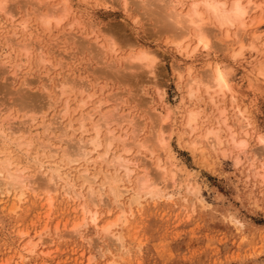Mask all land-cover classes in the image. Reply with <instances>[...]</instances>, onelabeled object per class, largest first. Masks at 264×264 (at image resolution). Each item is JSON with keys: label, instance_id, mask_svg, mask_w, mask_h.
<instances>
[{"label": "rangeland", "instance_id": "1", "mask_svg": "<svg viewBox=\"0 0 264 264\" xmlns=\"http://www.w3.org/2000/svg\"><path fill=\"white\" fill-rule=\"evenodd\" d=\"M142 1L108 0L104 4L96 0H0V7L5 3L0 8V127L6 132H0V159L17 157L12 162L25 167L24 174L37 178L38 183L47 181L48 174H42L47 168L62 165L60 174L69 172L76 179L75 190L82 193L68 197L62 192L64 182L59 180L58 189L51 194L50 208L44 197L31 194L37 201L30 195L25 203L20 202L15 212L11 210L15 207L13 197H3L0 200V264H264V176H257L252 167L249 169L253 153L259 161L264 158V148L258 140L259 136L264 139V83L257 84L259 77L253 72L255 62L247 63L249 55H256L247 46L254 30L239 31L230 27V36L226 38L223 28L208 21L204 33L209 41V55H204L205 51L200 48L186 58L175 50L171 42L173 32L162 29ZM50 13L62 14V19L58 23L50 20L47 26L41 17ZM91 25L97 28L92 29ZM258 26L256 31L264 33V21ZM136 42L153 50V72L124 58L135 52ZM105 45L113 47L109 50ZM240 45H243V54L235 60L232 54ZM211 63L231 66L233 91L213 87L207 93L201 86L196 96H190L184 70L192 67L191 76L202 77ZM93 107H98L97 112L94 110L96 114L88 120ZM102 111L111 112L109 116L113 114L106 122L114 130L115 138L124 133L127 142L134 135L138 144L145 143L137 147L136 143L129 142L130 152L125 154L129 159H133V153L149 156L151 151L155 152L161 166L166 168L167 178L170 172L175 173L179 186L166 189L173 193L172 197L147 196L141 205L131 206L125 224L112 230L113 234L120 230L121 242H116L110 233L107 236L104 233L103 237L99 230L101 224L114 219L121 209L114 205L107 187L98 188L101 179L104 180L102 177L113 171L108 162L94 159L103 148L85 158L94 159V162L85 160L87 164L82 159L71 164L60 159L64 148L73 140L93 134L81 133L80 126L84 122L91 129L92 121L99 122ZM168 112L169 119L165 120ZM190 112L196 116L193 127L187 126ZM122 114L126 115L124 122L121 118L118 120ZM83 115L81 118L87 117L88 121L82 122ZM106 126L102 128L104 134ZM210 127L220 140L218 145H210L204 139ZM131 131L135 134L125 133ZM230 134L238 143L244 140L247 143L243 147L232 144ZM160 139L165 141L161 144ZM18 141L21 146L17 145ZM116 142L114 154L121 152L123 145ZM45 143L49 147H44ZM146 165L154 168L153 163ZM137 168L129 175L130 182L123 183L129 188H137L141 175ZM95 173L98 176L94 187L102 193L101 198L96 194V199L103 202L93 206L98 212L97 221H87L79 232L73 230V233V225L83 221L81 204L88 201L85 199L88 184H82V179ZM187 180L191 181L189 186L197 187V194L195 189L189 191L186 187ZM168 181L169 178L159 176L156 179L159 188H164ZM129 195L123 196L124 204ZM126 207L123 205L128 210ZM55 226L56 233L52 232ZM41 227H47L49 232ZM37 230L42 234L48 232V236L55 233L56 242L26 253L22 247L30 238L36 240Z\"/></svg>", "mask_w": 264, "mask_h": 264}, {"label": "bare ground", "instance_id": "2", "mask_svg": "<svg viewBox=\"0 0 264 264\" xmlns=\"http://www.w3.org/2000/svg\"><path fill=\"white\" fill-rule=\"evenodd\" d=\"M6 1L7 0H5V1L3 0V2H6ZM96 1L99 2V3L100 2H103L104 4L108 3V0H96ZM123 1L124 0H122V2ZM139 1H141V0H139ZM143 1H145L144 4L146 5V7H144V8H147L148 11H149V13L152 14L154 16V18H156V20L160 23V27L162 29L167 30V32L169 30L173 32V34L175 35V37H174V35L172 34V37H171L172 38L171 39V42H173L174 43V46H175V47L174 46L173 47L176 48L175 50H177V52H180L186 58L192 57L193 54L196 51H198L200 48L202 49L201 51H205L206 54H204V55H207L209 53V51H208V49H209V47H208L209 46V41L206 38V35L207 34L204 33L205 31L207 32L206 26H207L208 21H209V23L211 22V23L215 24L216 27L223 28L225 30L224 34H226V36H225L226 38H229V36H230L229 33H228L230 27L237 28V29H239V31H241V30L244 31V30H247V29L252 28L254 31H252V33H250L251 34L250 35V38L251 39H249V40H251V41H249V45H247V46L250 48V51L255 52L256 55H249L250 58L248 59L249 61L247 63L250 64V63H253V61L255 62V71H253V72L256 74L257 77H259L258 78L259 80L257 81V84L259 82H263L264 83V53L260 54L261 50L264 49V33H263V31H262V33H259V32L256 31L260 27L258 25L262 21H264L263 20L264 19L263 18L264 17V0H261L260 2H256L254 0H188V1L184 0V2H183V0H147V1L146 0H143ZM125 2H124V4H126ZM133 2H136V1H133ZM34 3H36V2H34ZM4 5H5V3H4ZM4 5L2 4L0 8H3ZM32 5H34V4H32ZM139 5H141V4H139ZM36 6L37 5H35V7ZM52 9H54V8H52ZM33 10H35V9H33ZM257 10L260 11V12L258 11L260 13V15L258 17H257V13L258 12L256 13ZM254 16H256V17H254ZM12 18H14V17H12ZM53 19L58 23V21L62 19V14L59 15V16H55V15L53 16V13L52 14L50 13V14H48V16L43 15L41 17V20L47 26L50 23V20H53ZM94 26H96V25H94ZM257 26H258V28H257ZM95 28H97V27H93L92 29H95ZM218 30H220V29H218ZM91 31H93V30H91ZM248 32H250V31H248ZM129 41H131V39ZM184 41H185V43H184L185 46L182 44ZM97 44H100V43H97ZM137 44H138L137 42L134 43V46H136L135 52L133 51L131 54H129V56L124 57V58H128L130 62H131V60L134 61L135 63L138 62V64L143 65V66L149 68V72H153V68L155 66V57L153 55V50L145 49V48H143V47H141V46H139ZM111 46L112 45H110V47ZM104 47H107L106 49L109 48L107 45H105ZM104 47L102 46V48H104ZM112 47H111V49H112ZM111 49L109 48V50H111ZM103 50H105V48ZM242 50H243V45H240L239 48L233 52V54H232L233 55V58L235 59L238 56H240L241 54H243ZM257 55H260V56H257ZM207 67H208V69H206V70H208V71L206 73L203 72V73H205V76H202V77L196 76V75L191 76V74H192V67H187L184 70L187 73L186 74L187 76L185 75V86L188 87V88H186V90L188 91V94L190 96H196V91H198L201 88V86H204L205 87L207 93L213 87H216V88H218L220 90L226 88L228 91H233L232 90L233 89L232 88L233 86L231 85V82H232V77H231V72H230V70H231L230 67L231 66H229V65H227V66L226 65H221L220 63H211V64H208ZM62 75L63 74L61 73V76ZM178 77H180V79H181L182 78V75H179ZM55 79H56V77H55ZM59 84H60V82H59ZM61 84H63V82ZM57 87H58V85H57ZM59 87H60V85H59ZM19 88H20V86H19ZM61 88H63V87H61ZM62 92L63 91L61 90V94H62ZM64 92H65V90H64ZM96 108L98 109V107H96ZM96 108H94L92 111L89 109L91 112H89V115H88V113L86 114V115H88L87 116L88 118L85 116L88 120H90V118L93 117V113L96 111ZM3 109H5V108H3ZM109 111H108V113L106 111L105 112L102 111V113H100V114H103V113L104 114L103 115H100V116H101V119L104 122L101 119H99V122L97 120L95 121V122H98V124H97L93 120L92 121L93 123L91 122L93 124V125L91 124L92 125L90 127L91 129H87V127L85 126L86 123L84 124L83 121L84 120H87V119L86 118H84V119L81 118V117H84V115L83 116H80V118L82 119V122H83V123L81 122L83 125L80 126V128L82 129V132L81 133H85V132L90 131L93 134L91 136H89V137H86L85 139L80 138V137L79 138L77 137L78 139L76 138L75 140H73L72 143H70V145L68 146L67 149L64 148V152H63L62 156L60 157V159L62 158L61 159V162H62V160H66L70 164L71 163L78 162L80 159H82L83 162H84L85 160H88V159H85V158H87L90 155L92 156V154L96 153L99 148H103V151L100 152V153L98 152L97 156L94 159L97 160V161L100 160L101 162L102 161L103 162H108L107 164H109V167L111 166L113 168V171H112V174H109L110 172L109 173L107 172L108 174H105V176L102 177L104 180L101 179L102 182L99 183L98 188L101 189L102 186L107 187L108 190H109V192H110V194L114 198V199L112 198V201L114 202V205L118 206V208H121V209H119L120 212L117 214V216L114 219L108 220L104 224H101L102 226L100 227L101 229H99V230L101 232H103L102 233V236L103 237H104V233H105V236H107L106 233H110V235L112 234L113 236H115V241L117 240V241H120L121 242V240L123 239V236L119 232L120 230L117 231L116 234H113L112 233V230H113L114 227H117V226L119 227L120 224H125V222L127 221L126 214L127 213H131V211H132V207L131 206H139V205H141L142 200L144 198H146L147 196L150 197V198H152V199L162 198V197H167V198L172 197L173 196V193L167 192L166 189L169 188V187L171 189H175V188H177L179 186L176 185V179H175V175H174L175 173L170 172L169 177H168L169 178L168 183H166V185L163 186L164 188H159L158 187V184L156 182V179H158V176L161 177L162 179H167L168 180V178L166 176V168H165V166H161V159H160V157L158 155L157 156L154 155L155 152L151 151L149 156H146V155H144V156L143 155L138 156V155H135L133 153V159H129L125 155L126 153L130 152V149H129L130 147L128 148V146H127V144L129 142L130 143H136L137 147H140V146L142 147V145H145V143L143 142L142 145H141V143L138 144L137 143L138 141L137 142L135 141L136 136L133 137L134 136L133 134H135L133 131H131V132H125V133H128V134L129 133H131V134L133 133L132 134L133 136H131L129 134L131 137L128 135L131 138V141H129V142H127V140H126L127 134H124V133H123L124 135L123 134H120L121 136H119L118 138L117 137L115 138V134H113V131L114 130H110V128H108L109 124L107 125L108 122H106V121H108L107 118H109V119L110 118H113L112 117L113 114H111V116H109V113H111ZM115 111H116V109H115ZM98 113H99V111H98ZM98 113H97V115H98ZM94 114H96V113H94ZM55 115H57V114H55ZM169 116L170 115H169V112H168V114L165 115V120H168L169 119ZM120 118L122 119L121 121L124 122V120L126 118V115L124 114L123 116L118 117V120ZM105 119H107V120H105ZM195 121H196L195 113L194 112H190L189 113V116H188V119H187V126L193 127ZM23 122H25V121H23ZM1 123H0V125H1ZM68 124H66V125H68ZM62 126L65 127L64 125H62ZM105 126L107 127V129L105 128V130H106L105 132H107V133L104 134V133H102V130H103L102 128H104ZM3 128L0 127L1 134H3V131H4V130H2ZM134 129H136V128H134ZM5 130L7 131L8 128H6ZM16 130H18V129L16 128ZM5 133L6 132L4 131V134ZM1 134H0V136H1ZM153 135H155V134H153ZM214 135H215V129H211V127L208 128L207 131H206V133L204 134L205 141L207 143H210V145H213V146L216 145V144L218 145L220 143V140L217 139ZM3 136H5V135H2V137ZM212 136H214V137H212ZM211 138H213V139H211ZM214 138H215V140H214ZM230 138H231V134H230ZM234 138H235V136L232 135V138H231L232 140H230V141H231V143L233 142L232 144H235L238 147L239 146H242L243 147V145H245L247 143V142L245 143V140L238 143V141L237 140L235 141ZM116 140H118V142H120V145L122 143H123V145L120 148V151L121 152L118 151L119 153L114 154L113 153L114 152V149L113 148L115 147L114 144L117 143ZM258 140L260 142H262L261 144H262V146L264 148V141H263L264 139L259 136V139ZM164 141L165 140H163V142ZM19 142H21V141H18L17 142L18 143L17 145L21 146L22 143H19ZM45 142H47V141H45ZM140 142H142V141H140ZM158 142H160L161 144L163 143L162 142V139L158 140ZM26 144H27V142H26ZM44 145H45L44 147H47L49 144L47 145V143H45ZM194 145H195V143H194ZM137 150H138V148H137ZM53 152H54V150H53ZM135 152H136V150H135ZM53 155L55 156V154H53ZM12 156H14V155H12ZM34 157H36V156L34 155ZM13 158H11V159H13ZM15 158H17V157H15ZM145 158L148 161L145 160ZM11 159L10 158L0 159V200H2L3 197L6 198V197H9L11 195L13 197V201L15 202V204H14L15 207L11 208V210H13L14 212H15L16 209H18V206L20 205V202L21 201L23 202L24 200L26 201V199H29L28 197H30L31 194L34 197H37V198L38 197H41V198L44 197L45 198L44 201L47 202V205L48 204L50 205L51 202H52L51 201V199H52L51 194L58 189V181L59 180H62V182H64V185L63 186L61 185L62 186L61 188H63V191L62 192H64V194L66 193V194L70 195V196H68V195H66V196L72 197V195L74 196V194H75V196L76 195H78V196H81L82 195L81 192H79V191L77 192L75 190V186H76L75 185V182H74V179L75 178H72V176L70 177V175H68L69 172L68 173L60 174V171L62 169V167H61L62 165L61 166L60 165L55 166L53 164V167H49L48 166L49 169L47 168V170H45V172L42 173L43 175L44 174H46V175L48 174L47 181L41 182V183L39 182L38 183V181H35L37 178L34 179L35 177L31 178L32 177L31 176L30 177L31 179H30L29 178L30 174H24V172H25V169L24 168L25 167L24 168H20V166H19L20 164L18 165V164H15V162L13 163ZM91 159H93V157L90 158V160H88V162L89 161H93L94 162V159L93 160H91ZM259 159L260 158L258 157V155H256V153L255 154L253 153L252 156L249 158V162L251 161V163L249 164V167H250L249 169L252 170V168H253L254 172L257 173V176L263 177L264 176V158L262 159V157H261L262 160H260V161H259ZM32 160H31V162H32ZM36 162L38 164L41 161H36ZM36 162H34V163H36ZM61 162H60V164H61ZM85 162H87V161H85ZM85 162H84V164H87L88 163V162L87 163H85ZM147 162H149V164L150 163H153L154 164L153 165L154 168L153 169L148 168V165H146ZM41 165L42 164H40V167H41ZM50 166H52L51 163H50ZM135 167L136 168L138 167L140 169L141 175L138 177L137 188L133 189L132 187L131 188L127 187L125 184H126V182H130L129 181V177H130L129 175L133 171H135ZM44 168H45V166H44ZM260 170L262 171V173L259 172ZM121 171H123V172L121 173ZM83 172H85V171H83ZM105 172L106 171H104V173ZM87 174H88V172H87ZM100 175H101V173H100ZM97 176H98V173H95V174L91 175L90 178L89 177L88 178L85 177L84 179H82L83 180V183L81 182L82 184H86V183L88 184V188L86 190V192H88V194L86 195L87 198H85V199H88V201H86V202L84 201L83 204H81V212L83 214L82 215V218H81V220H83V221H81L82 223H77L76 222L77 224H74L73 227L71 225L72 231L73 230L74 231H78V229L81 228L80 226L87 225V223L89 221H90V223L97 221L98 212H97L96 209L93 208V206L94 207H97L95 205L96 204L99 205L98 202L99 203L102 202L101 199H98V200L96 199V194H98V197H99V195L102 194V193H99V189H96L95 188L96 186L94 187V184L96 183L95 180H96ZM153 177L155 178V180H152V179H154ZM78 179H80V178H78ZM190 179H191V177H190ZM188 181L189 180H187V184H188ZM189 182H191V181H189ZM123 183H125V184H123ZM87 184H86V186H87ZM190 186L188 184L186 187L190 189L189 191L195 189L194 194H197L198 193V191L196 190L197 187L194 188V186L193 187L191 186L192 188H190ZM102 189H104V188H102ZM126 193H130V195H129L130 198H129V200H127L128 202L126 204H124L122 202V198H123V196ZM34 197H33V199H36ZM99 198H101V196ZM104 198H106V197H104ZM201 198L202 197H200L199 200L202 201ZM9 200H10V198H9ZM102 200H104V199L102 198ZM35 201H37V199ZM46 202H45V205H46ZM12 203L13 202H11V204ZM23 203H25V202H23ZM9 204H10V202H9ZM107 204H109V203L107 202ZM1 205H2V203H1ZM49 205H48V207H49ZM89 205H91V206H89ZM104 205H105V203H104ZM123 205H126L128 207V210L127 209H124L123 208ZM110 209H108V210H110ZM236 222L239 223L240 225H242L239 221L236 220ZM95 225L97 226V224H95ZM98 227H99V225H98ZM41 228H43L44 230H47V227L46 228L41 227ZM52 230H53L52 232H55L56 233V232H58L57 231L58 230V227L55 226V228H52ZM74 231H73V233H74ZM100 231H98V233ZM24 232L22 231L21 234H25ZM37 232H39V231L37 230ZM48 232H45L43 234H42V232H39L38 235H36V240L34 239L32 241V240H30L31 238L29 240L27 239L28 241L24 243L25 245L24 246L22 245L23 246L22 247L23 248V251H25L26 253H31V252L35 251L37 247L41 249V247L43 245H45L46 243L49 244L50 242H54V240L56 242V235H55V233L54 234L52 233L50 236H48V234H47ZM44 234H46L48 236V238H46ZM64 234H66V233L64 232ZM76 234H77V232H76ZM42 235H44L45 239L42 237ZM33 236H31V237H33ZM64 236H62V237H64ZM103 237H101V238H103ZM110 239H111V236H110ZM57 240H59V239H57ZM111 241L113 242V240H111ZM119 244L121 245L122 243H119ZM121 247H123V245ZM106 251H108V249ZM40 253L43 254V252H40ZM44 253H46V255H47L49 253L48 252V249H47V251H44ZM34 256H37V255H34ZM19 260H21V259H19Z\"/></svg>", "mask_w": 264, "mask_h": 264}]
</instances>
